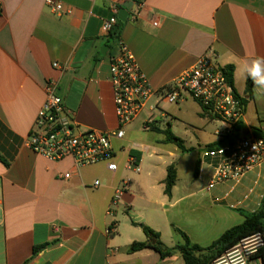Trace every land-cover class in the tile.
I'll use <instances>...</instances> for the list:
<instances>
[{"label": "crops", "instance_id": "crops-1", "mask_svg": "<svg viewBox=\"0 0 264 264\" xmlns=\"http://www.w3.org/2000/svg\"><path fill=\"white\" fill-rule=\"evenodd\" d=\"M45 1L0 0V264H178V254L161 259L151 249L128 254L126 248L145 241L141 225L157 232L166 247L179 242L174 227L205 248L243 222L237 210L258 209L264 162L237 178L215 181L227 152L204 148L218 139L220 124L187 95L146 109L126 127L124 139L113 142V174L104 163L76 167L69 158L48 161L25 138L49 80L80 129H115L108 67L119 40L155 90L213 49L220 67L232 66V87L246 100L240 132L254 135L264 115V89L245 79L240 65L264 56V0L134 1L125 21L117 20L114 37L102 35L101 23L111 16L113 1L119 10L128 0H53L69 11L59 17ZM149 118L153 126L145 129ZM176 122L191 124L192 140L173 132ZM144 132L158 138L146 141ZM129 154L139 160L138 173L126 169ZM170 165L176 179L166 196ZM65 173L68 179L60 177ZM124 179L130 187L110 216L113 190ZM96 180L99 186L93 187Z\"/></svg>", "mask_w": 264, "mask_h": 264}, {"label": "built area", "instance_id": "built-area-1", "mask_svg": "<svg viewBox=\"0 0 264 264\" xmlns=\"http://www.w3.org/2000/svg\"><path fill=\"white\" fill-rule=\"evenodd\" d=\"M116 3L117 1L112 2L111 16L101 23L102 35L109 36L117 23ZM45 4L57 17L69 13L63 10L60 2L46 0ZM216 59V53L209 48L188 70L165 87L155 90L140 71L134 56L119 40L109 56L108 67V81L116 116L115 129H80L57 96L56 83L49 80L45 83V98L37 110L25 144L33 153L48 161L58 162L69 158L76 167L104 163L106 170L113 174L117 170L113 161V142L124 139L126 127L138 119L146 109L156 110L160 102L175 104L187 95L212 120L220 124V128L215 132L218 138L234 135L232 142L222 148L227 152V156L216 170L214 180L225 181L242 176L264 162V138L252 134L242 135L239 130L236 131V127L241 128L244 107ZM53 67L60 68L57 64H53ZM153 122L152 118L147 119L143 128L150 129ZM260 131L264 132V115ZM126 169L135 173L140 171L137 156H127ZM60 177L68 179L70 174L65 173ZM98 186L99 181H94L93 187ZM129 187L130 180L124 179L114 188L107 209L108 215L113 214L112 208ZM113 231L111 226L107 234ZM263 245L261 234L256 232L240 239L211 264H260L257 254Z\"/></svg>", "mask_w": 264, "mask_h": 264}, {"label": "trees", "instance_id": "trees-1", "mask_svg": "<svg viewBox=\"0 0 264 264\" xmlns=\"http://www.w3.org/2000/svg\"><path fill=\"white\" fill-rule=\"evenodd\" d=\"M136 0L135 2H138ZM119 33V30H116L114 33H110L109 37H114ZM223 72L226 75L228 82L232 85L233 77V68L232 66L223 67ZM246 96L247 99L252 97L251 92V81L247 80L246 83ZM241 104L243 107L246 105V100L240 97ZM152 128V127H151ZM240 131L239 127H236V131ZM167 140L170 141L173 139L172 134L166 130L164 131ZM254 136L259 138H264V132L256 130ZM233 136H228L224 138H218L215 142L207 145L204 148L205 152H216L221 150L226 145H229L232 142ZM178 141V140H177ZM182 151H187L181 147ZM197 162L194 169L193 176L196 177L198 172ZM176 179V170L174 165H170L166 168V177L163 182L164 184V194L166 196L170 195L171 188L173 187ZM243 217V222L239 225L233 226L223 232L216 240H214L208 247L201 248L195 244H192L189 238L182 231L177 228H172L173 233L179 239V242L172 247H166L161 241L159 234L149 228L146 225H141L143 234L145 235V241L132 242L127 248L126 252L132 254L144 249H151L154 252L159 254L161 259L166 257L173 256L178 254L183 264H211V262L219 257L224 251L233 247L240 239L247 237L256 232L260 233L264 243V196L262 197L259 207L256 211L252 213H246L241 210H237ZM48 244L34 248L33 254H36L38 250L45 247ZM257 257L260 260V264H264V245L258 251Z\"/></svg>", "mask_w": 264, "mask_h": 264}, {"label": "clouds", "instance_id": "clouds-1", "mask_svg": "<svg viewBox=\"0 0 264 264\" xmlns=\"http://www.w3.org/2000/svg\"><path fill=\"white\" fill-rule=\"evenodd\" d=\"M240 67L241 74L245 79L252 80L255 87L264 89V56H258Z\"/></svg>", "mask_w": 264, "mask_h": 264}, {"label": "rangeland", "instance_id": "rangeland-1", "mask_svg": "<svg viewBox=\"0 0 264 264\" xmlns=\"http://www.w3.org/2000/svg\"><path fill=\"white\" fill-rule=\"evenodd\" d=\"M186 121H191V118H185ZM184 121V120H183ZM173 132L178 135L179 137H182L183 139L188 141V138L190 140L193 139V135H195V132L193 131V128L191 124H188L186 122H176L174 125ZM188 137V138H187ZM144 138L146 141L152 142L153 140L158 138V135L152 132H144ZM138 225V224H137ZM178 264H183L182 260L178 262Z\"/></svg>", "mask_w": 264, "mask_h": 264}, {"label": "water", "instance_id": "water-1", "mask_svg": "<svg viewBox=\"0 0 264 264\" xmlns=\"http://www.w3.org/2000/svg\"><path fill=\"white\" fill-rule=\"evenodd\" d=\"M136 0H128L124 4H122V7L118 10L117 13V20L119 22H124L127 18V13L130 10V8L133 5V2ZM117 30V25H115L112 29V33H114Z\"/></svg>", "mask_w": 264, "mask_h": 264}]
</instances>
